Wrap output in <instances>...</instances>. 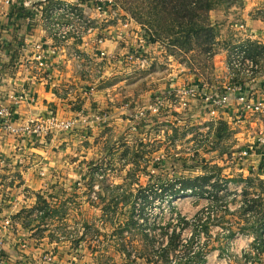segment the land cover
<instances>
[{"label": "rangeland", "instance_id": "374dc122", "mask_svg": "<svg viewBox=\"0 0 264 264\" xmlns=\"http://www.w3.org/2000/svg\"><path fill=\"white\" fill-rule=\"evenodd\" d=\"M107 1L110 2L107 12L96 10L91 15H85L82 8L52 15L58 8L54 2L45 8V16L52 17L51 24L75 25L79 30L93 24L101 28L93 41L87 40L90 48L93 45L97 48L100 39L108 40L100 25L110 24L119 28L114 34L128 47L105 80L101 78L102 72L109 63L97 59L92 51L73 48L62 58L68 62L66 67L70 65L73 75L70 81H74L75 73L89 80H100V89L118 82L106 96L105 106L99 104L98 109L90 106L93 92L89 98L84 96L85 89L94 87L98 81H90L91 86L82 88L84 107L80 102H73L69 109L68 101L63 104L67 105L65 114L69 110L71 114L60 116L61 119L82 120L87 116L85 129L93 122L100 126L99 133L82 136L80 146L71 143L59 147L56 144L55 151L47 148L48 157L44 155L45 146L25 152L30 145L39 146L35 139L11 135L22 145L14 156L23 168L20 172L13 171L8 160L12 156L3 161L9 173L0 167L2 176L16 177L11 182L3 181V189L11 187L10 191H17L8 196L9 191L0 201L3 207L16 211L2 216L6 226L1 234L2 237L6 232L13 234L17 245L12 247L9 241L8 244L2 240L0 264H15L12 260L28 264L32 253L41 254V260L48 263L53 259L45 261V255L56 259L68 253L66 264H132L119 254L136 257V249L152 251L155 244L156 250L160 245L166 247L175 228L182 233L180 252L196 250L197 264L203 258L206 264H264V153L255 146L253 134L261 123L256 117H248L247 123L235 126L229 118L208 114L199 98L185 95L191 86L202 82L213 92H222L235 81L255 87L261 84L264 28L260 32L249 28L247 16L242 12L248 9L253 18L264 21V0H216L220 2L210 14L216 40L208 54L203 53L207 46L196 44L191 51H187L189 46L186 48L189 54L182 51L180 44L185 43L177 40L179 27H172L176 30L171 32L172 21L163 19L165 15L152 14L145 7L149 14L135 17L129 9L130 0ZM160 35L169 37V46L158 40ZM83 36H74L71 42L77 47L84 41ZM65 42L56 39L58 51L66 50L62 47ZM0 47L4 51L0 56H5L2 61L13 66L7 73L12 78L26 79L25 67L21 69L12 62L10 47L1 43ZM141 56L148 58L145 67L139 64ZM54 73L59 80V74ZM3 76L4 71L0 79ZM189 78L204 81H183ZM71 88L68 90L74 99L78 89ZM126 97L129 98L123 106ZM129 101L131 107L127 109ZM119 103L122 109H116ZM30 105L34 104L20 107L26 113ZM112 108L115 113L109 115L107 112ZM106 113L109 115L106 122L95 117ZM59 133L56 131L54 137ZM6 135L1 134L0 143L10 136ZM63 148L65 151L60 152ZM245 151L251 153L247 158H243ZM1 157L7 154L0 152ZM92 160L94 165L88 169L84 162ZM43 161L53 164L49 174ZM31 166L30 173L43 180L35 189L44 193L31 196L30 200L25 191L31 184L24 179L23 172ZM89 170L95 172L98 181L89 175ZM197 179H202L199 185L203 189L196 184L185 194L177 192L183 181L194 183ZM158 180L165 181L164 185L148 192L152 181ZM158 223L164 229L158 228ZM167 229L169 234L162 239Z\"/></svg>", "mask_w": 264, "mask_h": 264}, {"label": "built area", "instance_id": "2783aa9c", "mask_svg": "<svg viewBox=\"0 0 264 264\" xmlns=\"http://www.w3.org/2000/svg\"><path fill=\"white\" fill-rule=\"evenodd\" d=\"M10 1V0H8ZM23 6L29 10L31 13L30 17L27 19V27H33L34 21H42L47 27L45 31L52 41L51 44L46 45L45 43H36L30 40L28 32H31L27 27V35H25L23 41L18 44L19 52V62L23 63L25 67L26 79L24 81H17V86L15 90L2 89L0 92L3 93V101L7 103L0 106V134H20L24 137H31L36 140L38 145L47 144L50 138L54 137V133L59 131L60 133H74L78 131L79 125H86L89 122V117H85L82 120H63L59 116V111L54 109H49L47 117L43 119L31 118L28 121L19 120L17 109L23 103L35 104L37 96V85L39 76L47 82L48 86L57 87L58 82L55 75V71L59 63L54 59L62 58L63 55L69 53L67 42L63 43L62 47L65 46L61 57H57L55 53H58V45L55 43L56 39L60 41H68L74 39V36L83 35V39L90 35L97 36L99 29L95 24L91 26H86L82 30H79L75 25L61 26L57 23H49L52 17L45 16V8L51 3H57L58 8L52 11V15H56L58 11L64 12L65 10L78 11L82 8V11L87 15L88 9L92 8L100 13L107 12L110 8V2L107 0H20ZM85 3V7L82 5ZM91 15V14H90ZM76 21H78V16L74 15ZM50 25V26H49ZM127 26V25H125ZM123 32V36H124ZM143 42V40H142ZM105 39H100L98 41L97 48L93 45L90 48L97 59L106 60L109 63L117 61L120 55L111 54L105 46ZM33 47L34 53L28 55L27 51L29 47ZM142 50V47H141ZM4 52L0 50V55ZM12 54V53H11ZM13 55V54H12ZM17 61L14 65L17 66ZM149 63L148 58L141 56L139 58V64L145 67ZM250 88V89H249ZM68 89H72L67 86L65 89V95L67 98H71V92ZM190 98H199L204 105V108L208 114L217 115L219 117H226L234 122L235 126L239 124L247 123L248 117H256L257 122L261 123L254 129V144L255 146L263 150L264 153V76L262 82L258 87L250 85L249 83L243 84L240 81H235L233 86L224 88L222 92L220 91H210L207 83H200L198 86H191L186 92ZM85 98L92 96V89H85ZM126 103V102H125ZM187 105V104H185ZM124 106V105H123ZM130 101L126 104V108H130ZM161 106L158 105V108ZM97 120L106 122L109 115H96ZM81 121V122H80ZM251 155L248 151L243 153V158H247ZM7 158L3 159L5 162ZM9 163L11 162L10 159ZM94 192V191H93ZM98 194V192L96 193ZM9 224V220H6ZM3 247L0 245V254ZM52 256L50 254L45 255V261H51ZM133 257L130 260L132 264H140L142 259H137Z\"/></svg>", "mask_w": 264, "mask_h": 264}, {"label": "crops", "instance_id": "0c3cea01", "mask_svg": "<svg viewBox=\"0 0 264 264\" xmlns=\"http://www.w3.org/2000/svg\"><path fill=\"white\" fill-rule=\"evenodd\" d=\"M82 7H85V3L82 5ZM96 10L89 8L87 15H90L92 13H94ZM250 10L246 9V11H243L242 13L247 16V26L249 28H251L254 31L260 32L261 30H259L260 28H264V21L257 19V18H253L250 15ZM31 13L29 12V10H27L24 6L23 3L20 0H0V43L3 44L4 46H7L8 48L10 47V51L13 54V59L12 62L14 63L15 61H17V66H19L21 69L23 68V63L20 64L19 60V52H18V44L23 41L25 37V35H27V31L25 30V27H27V19L30 17ZM101 27H104L105 29V33L108 35V40L106 41V49L111 53V54H116V55H120L123 50H125L128 46L125 44L124 41L120 40L117 37V35L114 34V31L119 30V28L115 29V25L114 24H110V25H100ZM251 26V27H250ZM45 27H47V25H45L42 21H34L33 27H27L31 32H28V35L30 37L31 41H34L36 43H45L46 45H49L52 43V41L49 39L46 31H45ZM96 27L100 30L101 28H99L97 25ZM256 32V33H257ZM95 38V35H90L88 37H86L84 39V41H82L81 43H79L77 45V47L74 45V43H72L71 41L73 39H70L68 41H66L67 47L69 48L68 52L70 53L71 50H73V48H78V50H80V48H84L86 50H90L89 46L90 44H88L87 40H89L90 42L93 41ZM27 39V38H26ZM126 45V47H124ZM0 50L2 51V48L0 47ZM63 50H60V52L55 53L57 57H61V55L63 54ZM34 53V49L33 47H29V50L27 51L28 55H32ZM69 53L63 55V57H65L66 55H68ZM62 57V58H63ZM60 58H56L54 59L57 63H59V65L56 68V72L59 74V80H57L58 85L57 87H51L47 85V82H45V80L42 78V76H39L38 81V85H37V96H38V101L34 104V105H30V109L29 112H24V108L20 107L19 109V115L21 117V119H23L26 116H30L33 118H38V119H43L45 117H47L49 109H54V110H58L59 111V116L61 117H66L67 114L70 115L71 113L68 111V113L65 114V110L64 109L67 105H63L66 101L69 102L68 105V109L70 105H74L75 103H79L82 104V107H84L86 105V103H84V99L82 97V88L83 87H88L91 86L90 85V81H98L95 82L94 87L91 86L92 92H93V96L94 98L92 99V106L93 110L100 108V105L105 106V100H106V96H109V92L112 90L113 85H115L118 82L113 83V85H111L108 88H102L100 89L101 86V82L100 80H89L88 78H83L81 76H79L78 74L74 73L73 79L74 81H70L71 77L73 75H71V71L70 69V65H68V67H66L67 65V61H64L63 59ZM3 59H5V56H0V73L4 71V76H3V80L0 79V91L2 89H7V90H15L16 86H17V81H24L22 77H11L7 72L9 71L10 68H13L12 65H10L9 63L2 61ZM109 63V62H108ZM117 65V61H114L113 63H109L107 64V67L105 68V71L102 72V77L104 80L106 79V76L110 74V72L116 67ZM16 66V67H17ZM200 80L199 78H193V79H183V81H195V80ZM178 81V80H176ZM200 81H204V80H200ZM206 81V80H205ZM122 82V81H121ZM107 85L108 83H102ZM67 86H76V88L78 89L77 94L75 93V98H67V96L65 95V89ZM101 92H104L101 95ZM108 94V95H107ZM72 95V94H71ZM103 97V98H102ZM81 98V101H79ZM129 97H126L122 103V105L124 104V102L128 99ZM71 100V101H70ZM75 102V103H73ZM8 103V102H7ZM7 103H4L3 101V93L0 92V106L1 105H5ZM90 103V102H89ZM88 103V104H89ZM25 103H23L24 105ZM79 105V104H78ZM121 108L120 107V103L117 105V108ZM76 108H73L71 110H75ZM82 108L77 109L75 111V113L77 114L78 111H80ZM118 111V110H116ZM113 108L108 111L107 113L109 115L113 114ZM96 113V112H95ZM115 113V112H114ZM60 117V118H61ZM86 125H79V129L78 131L74 132V133H66V134H61L59 133L58 136H55L53 138H50L47 144L44 145H39V146H28L27 149H25V152H30L31 150L37 149L39 147H43V149L45 150V157H48V151L47 148L53 149L56 148L54 146H56V144L59 146H61L62 144H66L69 145L71 143H73L75 146H80V144H82L81 141V137L82 136H86L89 135L90 132H93L92 135L97 134L100 132V126L98 124H93V122H90V124L87 126V130L85 129ZM112 131V129H111ZM106 133V131L104 132ZM8 136V135H6ZM1 137V134H0ZM73 139L72 140H70ZM92 140H96V139H92ZM22 147L20 141L15 140L13 136H8L6 137L1 143H0V152H3L4 154H7L8 158L10 156L11 157V165L13 167V171L16 172V170L18 172H20V170L23 168V165L21 163H19L16 159L17 157H15L14 155L17 154L16 151H20L18 150L19 147ZM54 147V148H53ZM57 149V148H56ZM65 151L64 148L60 150V152ZM13 153V154H12ZM12 154V155H11ZM21 154V153H19ZM5 156V155H4ZM3 159L4 158H0V167L1 169H3L4 171H7L8 173L10 171L4 169V165H3ZM53 161V160H52ZM15 162V163H14ZM44 162V161H43ZM45 164L48 165V167L46 169L47 170V174L50 173V169L49 168H53V164L49 163V162H44ZM8 164V163H7ZM10 166V165H9ZM11 167V166H10ZM39 169V168H37ZM36 169V171H37ZM42 169V168H41ZM33 170V167H28L26 169H24V179L28 182H30V186L28 187L29 189L25 191V195H27V198L31 200V196H35V195H39L40 193H44L43 191L39 192L36 191L35 188L38 187V185H41V180L40 178H36L35 176H33L30 172ZM2 170H0V201L3 200V198L5 196H7V193L11 190V187H6L5 189H3L4 187V183L3 181H12V177L14 179L15 175H7L4 174V176H2ZM16 179V177H15ZM49 181V179H47ZM13 190V189H12ZM17 193V191L13 190L10 191V194L8 196H12V194ZM44 195V194H42ZM49 196V195H48ZM14 209L12 207H3L2 205H0V245H2V240L5 241V243H8L6 241L10 242V245L12 247L17 245V240L12 238L11 233L6 232V234L2 237L1 231L3 229V227H5L6 225H4L3 223V217L5 216H10L9 214H13ZM3 216V217H2ZM5 230V229H4ZM2 238V239H1ZM65 243V242H63ZM9 244V243H8ZM61 254V252H60ZM41 254H36V253H32L29 260L30 262L28 264H55V262H57V264H66L69 257H68V253L66 254V256H63L61 254V258H59V256L53 259L52 263H48V262H43V260H41ZM119 256H122V254H119ZM123 257V256H122ZM125 259V258H124ZM15 264H19L17 263L15 260H12ZM140 264H148L145 263L144 260L141 261ZM206 264V261H205Z\"/></svg>", "mask_w": 264, "mask_h": 264}, {"label": "trees", "instance_id": "16d2710c", "mask_svg": "<svg viewBox=\"0 0 264 264\" xmlns=\"http://www.w3.org/2000/svg\"><path fill=\"white\" fill-rule=\"evenodd\" d=\"M228 1H232V0H228ZM130 2L132 8L129 9L133 13V15H135V17H142L148 15L149 13L146 11L145 8L148 7V9L152 11L151 12L152 14L165 15L164 17H162L163 19H166L169 22L172 21L170 22L171 32H173V30H176V29H172V27H179V30H176L177 31L176 35H178L177 40L180 41V43H185V46L182 44L180 45L183 47L182 51H184L186 54H189L187 51L192 50L191 48L193 44H196L200 47L207 46V48L203 51L204 54H208L211 51L216 39L214 36L215 29H213L214 27L210 18V14L211 11L220 1L217 2L216 0H130ZM165 29L169 30L168 26L165 25ZM163 32L165 31L162 29V33ZM158 37H159L158 40H160L163 43H167V45L169 46V41H168L169 37L162 35ZM188 46L189 48H187ZM186 48L187 51H185ZM173 51L179 57L178 52L175 50ZM84 164L88 169L94 165L93 160L90 162H84ZM89 175L92 176L95 180H97L94 171H90ZM95 180H91V182H95ZM199 181H202V179H197L194 181V183H192L193 181H183L182 186L179 187L177 192L178 193L183 192V194H185V192L189 188L192 189V186H196V184L203 189V186L199 185ZM152 182L153 185L150 191L148 192H153L155 188H161L165 183V181L163 180L152 181ZM168 189L169 188H166V190ZM107 194H109V191H107ZM99 196L101 197L103 195L99 193ZM113 197L117 198L116 196ZM134 221L136 223L139 222V220H134ZM157 226L158 228L164 229L160 225V223H158ZM177 229L178 228L174 229V232L170 237V244L166 247L160 245L158 250H156V244L154 242L155 247L152 251H148L146 249H141V250L136 249L137 254L134 261H136L137 259H142L145 261V263L148 264H173L174 260H177V264H197L195 263L197 258L196 250L190 252L186 250L184 254L180 252L182 233L181 232L178 233ZM168 234L169 231L167 229V231L162 234L161 238L163 239L164 236ZM157 255L160 256L159 259H155ZM122 256L125 257L124 259L125 261H130L133 259V257H129L125 253H123ZM199 264H205V258H203Z\"/></svg>", "mask_w": 264, "mask_h": 264}]
</instances>
